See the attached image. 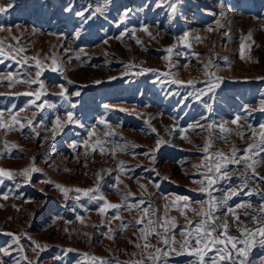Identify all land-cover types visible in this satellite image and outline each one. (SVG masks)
<instances>
[{
  "label": "rangeland",
  "instance_id": "374dc122",
  "mask_svg": "<svg viewBox=\"0 0 264 264\" xmlns=\"http://www.w3.org/2000/svg\"><path fill=\"white\" fill-rule=\"evenodd\" d=\"M6 3L0 0V4ZM224 4L225 15L221 16L218 0H180L175 15L169 0H16L14 8L0 14L4 28L0 30V48L7 54V58L0 56V120L5 122L0 127V169L14 174L12 180L0 177L4 180L0 184V259L4 264H93L92 256L109 264L136 260L153 264L146 258L153 249H144L138 231L148 218L175 223L170 233L157 229L162 236L147 238L151 245L167 250L163 236L174 235L182 243L181 233L187 230L188 220L195 223L201 219L191 209L207 212L209 192L220 201L231 188H237L239 195L233 196L228 206L239 218L221 206L214 212L217 224L227 222L229 234L240 236L239 227L255 229L264 223L260 212L264 151L257 149L258 156L245 152L248 145L259 143V126L264 123V112L259 110L264 107V0H224ZM69 6L72 12H65ZM85 9L86 16L101 11L84 24L75 12ZM126 9L132 11L121 24L119 18ZM145 25L151 35L142 30ZM173 45L169 54L166 50ZM53 59L56 72L51 71ZM142 69L157 71L137 75ZM38 70L42 71L39 78ZM206 73H213V80L222 78L214 92H208ZM36 79L44 88L24 82ZM69 80L73 83L68 84ZM96 80L102 83L95 84ZM59 85L69 93L81 91L80 97H71L79 101L72 111L80 123L67 125L53 138L56 117L65 120L67 111L57 95ZM38 89L46 92L39 100L35 95H17ZM30 100L35 104L21 112ZM44 101L42 109L36 106ZM105 104L109 108H104ZM120 108L127 111H118ZM236 114L246 120L238 125L227 123L230 131L221 132L218 125L230 122ZM12 115H17L22 129L12 121ZM100 119L106 125L99 124ZM90 130H94L93 137L88 136ZM105 131L111 134L105 136ZM96 139L102 143L96 145ZM158 139L165 143L152 152ZM73 142L78 144L75 150L69 147ZM234 149L241 162L227 163L221 170L227 176L218 179L221 173H216L213 165L225 161L216 154L231 159ZM248 157L261 162L256 167L258 175L245 166ZM33 167L39 171L30 172L29 182L20 173ZM209 167H213L211 173ZM97 173L102 176L99 181ZM205 174L216 179L211 188H207ZM45 180L52 183H43ZM55 184L70 189L98 184L97 195L122 206L109 209L105 216L98 211L103 201L90 202L74 191L66 198ZM76 195H80L79 201L74 199ZM140 200L144 204L133 208ZM195 201H203V207ZM237 204L251 207L236 208ZM143 208L149 209L148 217L136 225ZM117 214L120 219L108 223V217ZM121 224L129 227L122 229ZM108 228L113 233H108ZM105 233L114 238L108 239ZM14 237L20 238L19 244L13 242ZM137 243L140 248L135 247ZM37 244L47 245L46 250L40 251ZM69 248L75 251L65 254ZM56 256L61 259H54ZM212 257H216L214 250L208 253L206 264ZM261 257L264 248L257 243L249 259L261 264ZM166 259L167 264L197 260L175 254Z\"/></svg>",
  "mask_w": 264,
  "mask_h": 264
},
{
  "label": "snow or ice",
  "instance_id": "6c2138e0",
  "mask_svg": "<svg viewBox=\"0 0 264 264\" xmlns=\"http://www.w3.org/2000/svg\"><path fill=\"white\" fill-rule=\"evenodd\" d=\"M180 4V0H169V7L171 9V12L173 15H175L177 13V7ZM218 4L221 8L220 11V15L224 16L225 12H224V8H225V4H224V0H218ZM16 6V0H7L6 4H0V14H7L9 9H12ZM145 7H147V5H145ZM143 10V9H141ZM65 12H72V8L69 7H65L64 8ZM85 10H81V11H77L75 12V16L79 17L82 22L84 24H87L91 19H93V17H95L101 10H97L96 12H92L90 15H85ZM131 9H126L120 16L119 20L120 23L123 24L126 22L129 13L131 12ZM212 15H216V13H210ZM106 18V17H105ZM217 24L219 27H223L222 24H220L219 21H217ZM16 27H19V25H17ZM0 30H4V28L2 27V25H0ZM10 31V29H8ZM142 30L146 33H148L149 35H151V33L149 32L148 27L142 26ZM209 31H212L211 28L208 29ZM77 38L79 37V32L77 31ZM124 33H121V36H123ZM188 33L185 32L184 33V37L187 38ZM120 37H117V39H119ZM248 38H251V33H249ZM197 39H199V37H197ZM105 43H107V40L104 41ZM137 43H141L139 40H137ZM175 47V45H173L172 47H169L166 51L171 54L173 52V48ZM243 48V45L241 46ZM22 51V50H21ZM83 51V50H81ZM0 56H5L7 58V54L3 51L2 48H0ZM167 58V57H166ZM27 59V58H25ZM0 63H2V61H0ZM41 65V62L39 60L36 61V67L39 69ZM56 65V61L53 59L52 61V66H51V71L52 72H56L58 69L55 66ZM130 67V66H129ZM153 71H157L155 69H142L139 73H137V75H144L147 72H153ZM127 73H125L126 75ZM42 75V71L38 70L36 72V76L37 78H39ZM167 75V74H165ZM206 75L209 76V81H208V92H214L215 88H217L219 86V84L222 82V78H216L215 80L212 79V77L214 76L213 73H206ZM8 76L11 77L12 73H8ZM111 80H115L117 79V77H110ZM25 83L28 84H38L39 88L42 89L44 88L43 83L39 80H27L24 81ZM173 83H182L180 81H176L173 80ZM68 84H72L73 81L69 80L67 82ZM95 84H100L102 83V81L100 80H96L94 81ZM188 84H192V81H188ZM84 87H87V85H85ZM60 88V92L57 93V95H59L62 98V103L63 106L67 109L66 111V119L65 120H61V118L59 116L56 117L55 120V124H54V132H53V138L55 137V135L57 134V131H63V129L67 126V125H71V124H79V120L74 118V113L72 111V109H75L77 107V105L79 104V101H73L71 99V97H80L81 96V91L78 89L74 92L69 93V90L67 87H65L64 85H59ZM206 92H201V95H206ZM17 95H24V96H33L35 95L36 100H39L41 98L42 95H46V92H41L39 89L35 92H25V93H18ZM189 95H192V93H189ZM199 98V97H197ZM47 103L46 101L42 102L39 105H36L39 108H43L44 104ZM30 104H35V100H30L28 102V104H26L23 108L20 109V111H24ZM13 107H15V105H13ZM52 107H56V105H52ZM104 108H109V105L105 104L103 105ZM246 110L247 107H246ZM260 111L264 112V107H261L259 109ZM118 111H127L124 108H120L118 109ZM251 111V110H248ZM3 116V113H0V117ZM246 120V117H242L240 114H236L235 117L230 121H225L222 122L221 124L218 125V127L220 128L221 132H228L230 131V129L225 127V124L227 123H231L232 125H238V123L242 120ZM12 121L16 124H20V121L17 117V115H12ZM29 125H31V121H28ZM99 124L102 125H106V121L104 119H100L98 121ZM5 124V122L3 120H0V127H3ZM81 127H83L84 125L80 124ZM213 125H209V128H212ZM21 129L24 127L23 124H20ZM95 126H93L94 128ZM194 127V125H189V128ZM250 127V126H249ZM260 131H259V136L261 137L259 143L256 144H250L248 145L247 149L245 150L246 153L251 152L252 156H258L259 152H257L256 150L259 149L260 151H264V123L260 124ZM33 131H35V129H33ZM153 131H155V129H153ZM105 136L110 135L111 133L108 131H105ZM239 134V133H238ZM252 134L255 136L257 135V132L255 130H253ZM88 136L89 137H93L94 136V130H90L88 132ZM96 145H100L102 143V141H100L99 139H96ZM165 142L163 140H157L156 142V148L152 150V152H156L159 151L160 147L162 144H164ZM83 144L85 146L88 145V141L85 140L83 141ZM78 144L77 142H73L72 144L69 145V147H71L73 150H75L77 148ZM208 145L206 144L204 147V151L207 152L208 151ZM96 146H93L92 151L95 152ZM101 153L103 152V149H100ZM145 155H149V153H144ZM220 159L224 160L225 163H215L213 165L215 172L216 173H221L222 168L226 167L227 163H240V159L235 158L236 157V151L235 149L233 150L232 153V157L231 159L227 158L224 156L223 153H217L216 154ZM154 159V157H153ZM244 163L245 166L248 169H251L252 174L254 175H258V173L256 172V167L257 165H259L261 162L259 160H253L251 159V157H248L246 159H244ZM213 167H209L208 172L211 173L213 171ZM123 170V169H121ZM39 171V169L36 168H25L22 170V172L20 173L21 175H24L25 177L29 178V182H30V172H36ZM227 176V173H221V175L218 177V179H223ZM0 177H5L8 180H12L14 178V174L11 170H5V169H0ZM102 176L97 173V180H101ZM205 179H207L208 184H207V188H211L212 185L214 183H216V179L213 178V176L207 175L205 174ZM261 180H264V176L260 177ZM4 180L0 179V184H3ZM43 183H52L49 180H45L43 181ZM247 185L245 184V187ZM56 189H58L66 198L68 197L69 192L74 191L75 193L79 194L82 193L85 197L88 198V200L91 201H103L102 204H100L98 211L107 216V212L109 209H114V210H118L122 205L121 204H115V203H111L109 201H107L102 195H97L96 193L99 192V185L97 184L96 187H90V188H86V189H81V188H75V189H70L67 187H64L63 185L60 184H55ZM141 187H144L143 185H141ZM157 187H159L157 185ZM202 190H204V186L202 185ZM249 195H251L252 193H248ZM129 195H131V193H129ZM239 195V192L237 191V188H231L229 190H227L226 194L224 195L223 199H221L220 201H216L215 197H211V193L209 192V196H210V201L207 204L208 207V211L205 212L203 210L201 211H197L196 209H191V211L201 217V219H199L198 221H196L195 223L191 220H188V224L186 226V231H183L181 233V235L184 237V240L182 243L178 242L175 240L174 235H165L162 238V243L164 245H167V250L155 247L153 245H151L150 243L147 242V238L149 235H156L158 237L162 236V233L160 231H158L157 229H163L164 232L166 233H170L172 228H175L176 225L175 223H172L168 220H165L163 223H161L159 221V219H157L156 221H153L151 218L147 219V224L145 225V227L139 228L138 231L142 234L140 239H143L145 241L143 247L144 249H153V251L148 252L147 253V259L152 260L153 264H159V261L161 259L165 260V264H167V257H169L172 254H175L176 256H182V255H187L189 257H196L197 260L196 261H189L188 264H206V257H208V253L210 251H215L216 253V257H218V259L216 257H212L210 260V264H222V262L227 261L228 264H253L252 261H250L249 259V254L251 251V248L255 245V244H259L262 248H264V223H260L259 226L255 229H248L246 226H242L239 227L237 230L240 233V236H233L230 235L228 232L229 229V225L227 222H224L222 224H217V220L218 217L214 214L215 210L218 207L223 206L226 209V213H231L236 219H238V214L233 210L232 207L228 206V201L233 197V196H237ZM6 198V196H5ZM75 200L79 201L80 200V195H76ZM177 200L180 201H189L188 197H177ZM195 203L201 204L203 207L204 202L203 201H195ZM144 204L143 200H140L139 203L137 205H133V208L139 207V205ZM186 206V205H185ZM241 207H251L250 204L247 205H242V204H237L236 208H241ZM131 211V208L129 209ZM73 211H75V209H73ZM143 215L137 219L135 221L136 225H140L144 223V220L146 217H148L149 214V209L148 208H143L142 209ZM260 212L264 213V204L261 205L260 207ZM245 215H247V213H245ZM78 220L81 221V223H83V218L80 217L79 215H77L76 217ZM112 219H120V216L117 214L115 216H111L108 217V223L111 222ZM253 220H257L258 217H252ZM129 225L128 224H121V228L122 229H126L128 228ZM108 233H113V229L112 228H108ZM108 233H105L104 235L107 236L108 239H113L114 236L113 235H108ZM214 233H218L217 235H214ZM8 235H12L11 233H9ZM85 235H87L85 233ZM223 237V238H221ZM257 237H260V239H257ZM20 238L19 237H14L13 242L16 244H19ZM193 241H194V245H193ZM179 244V247H175L174 245ZM37 248L40 249V251H44L47 248V245H44L43 247H41L39 244L36 245ZM135 247L140 248L141 245L140 244H136ZM75 251L74 249H67L65 254H67L68 252H73ZM158 254V255H157ZM4 255H9V253L7 251H4ZM85 257H88L87 253L83 254ZM133 255H135V253H133ZM26 258V257H25ZM93 264H96V261L99 260L100 264H109V262L107 260H104L103 258L100 257H89ZM54 259H61L60 256H56L54 257ZM0 264H4V261L2 259H0ZM117 264H128V262H117ZM131 264H144L143 260H136V261H132ZM261 264H264V257H261Z\"/></svg>",
  "mask_w": 264,
  "mask_h": 264
}]
</instances>
